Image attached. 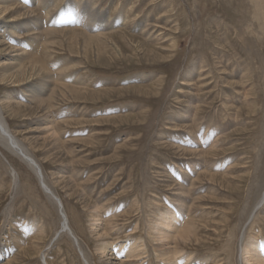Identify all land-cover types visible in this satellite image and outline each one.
Masks as SVG:
<instances>
[{
    "label": "rangeland",
    "instance_id": "374dc122",
    "mask_svg": "<svg viewBox=\"0 0 264 264\" xmlns=\"http://www.w3.org/2000/svg\"><path fill=\"white\" fill-rule=\"evenodd\" d=\"M49 3L53 18L80 7L115 20L53 29L41 6L15 0L0 14V117L75 236L57 234V202L0 134V264H172L176 253V264H253L246 251L264 250V0ZM2 20L21 23L17 40ZM33 36L37 59L28 50L23 73L11 70Z\"/></svg>",
    "mask_w": 264,
    "mask_h": 264
},
{
    "label": "bare ground",
    "instance_id": "6f19581e",
    "mask_svg": "<svg viewBox=\"0 0 264 264\" xmlns=\"http://www.w3.org/2000/svg\"><path fill=\"white\" fill-rule=\"evenodd\" d=\"M12 0H0V14L3 15L4 13L7 12L6 8H4V6L2 7V5L5 4V6H7L6 4L8 2H11ZM15 1H19L22 3V5H24V7H29L30 4H38L39 6H41V8L44 9L45 13H46V25H49L51 26V28L54 26V25H59V24H70L72 22H74L75 24L78 23L82 26H85L87 27V29L89 30H92L94 33L95 31H97V29L99 30H105L108 26L112 27L111 25H114V21L115 20H109L108 18L106 19L105 18V15H101V14H92L90 12H88L87 10H82L80 7H78L77 9V13H75V16L74 17H65L64 15H62V13L59 15V16H56V17H51V11L49 12V8L51 6V4L49 3V0H15ZM51 1V0H50ZM57 1V0H56ZM11 4V3H10ZM87 4V3H86ZM86 8V7H85ZM90 8V7H89ZM14 9V8H13ZM19 9V8H18ZM40 9V8H39ZM15 10V9H14ZM93 11V10H92ZM10 12V11H8ZM12 12V11H11ZM29 13V12H28ZM67 14H74V13H71V9H70V6L67 7ZM5 15V14H4ZM6 16V15H5ZM8 16V15H7ZM26 16V15H25ZM36 16V15H35ZM64 16V17H63ZM1 17V16H0ZM39 18V17H38ZM19 20V19H18ZM126 19H122L121 21H124ZM3 22V25H2V29H3V32L5 34V36H8L10 39L12 40H17L16 38L20 37V27H21V23L20 24H15L13 23V21H5V20H2ZM33 26H31V29L33 30H40L42 29V26H40L42 24V22L40 23L39 20H36V21H33ZM43 25V24H42ZM45 25V24H44ZM45 25V26H46ZM63 27V26H62ZM69 27V26H67ZM7 29V31L5 32V29ZM55 27H53L54 29ZM66 28V27H65ZM84 29V28H83ZM42 31V30H41ZM29 32V31H28ZM31 32V31H30ZM58 32V31H57ZM101 32V31H100ZM54 33V32H53ZM56 33V32H55ZM61 33V32H60ZM33 34V33H31ZM38 34V33H37ZM23 37V36H22ZM29 37V36H28ZM102 37V36H101ZM34 39H37V36L36 37H31L29 38V40H25V41H20L19 40V44H20V53L16 54V55H11L10 56V62L12 64V66L10 65V68L11 70L12 69H15L17 70V72L21 73L22 70H23V61H25V55L26 53L28 52V50H32L34 49V52L32 53V56H34V58H36L38 55H37V51L39 49V45L41 43L40 42H37V41H34ZM49 41V40H48ZM18 43V42H17ZM44 47H46L47 45H49L47 42H44ZM18 46V45H17ZM19 47V46H18ZM47 49V48H46ZM50 49V48H49ZM28 59V58H27ZM32 59V58H31ZM37 59V58H36ZM42 61V60H41ZM41 64V63H40ZM29 65V64H28ZM36 68V67H35ZM45 68V67H44ZM48 69V68H46ZM47 71V70H46ZM50 71V70H49ZM40 71L38 70L37 73H39ZM23 73V72H22ZM50 73V72H49ZM32 74V73H31ZM22 76V75H21ZM39 76V75H37ZM61 76V75H60ZM26 77V76H25ZM47 77V76H46ZM49 77V76H48ZM65 77V76H64ZM76 76L73 75L71 76V78H74L72 81L73 82H77V77L75 78ZM35 78V76H34ZM39 78V77H37ZM16 80V79H15ZM26 80V79H25ZM193 80V79H192ZM42 81V80H41ZM64 81V80H63ZM18 82V81H17ZM29 82V81H28ZM33 82V81H32ZM23 85V84H22ZM32 85V86H31ZM46 85V84H45ZM44 85V86H45ZM49 85V84H48ZM44 86H38V87H33V84H29L27 87H28V91L31 92V93H35V94H39V95H45L47 93V88L44 87ZM71 86V85H70ZM79 86V85H78ZM81 88V87H80ZM49 89V88H48ZM61 89V88H60ZM63 89V88H62ZM64 90V89H63ZM54 91V90H53ZM58 91V90H57ZM56 91V92H57ZM53 96V95H52ZM34 98V97H33ZM57 99V98H56ZM47 123V122H46ZM47 125V124H46ZM51 128V127H50ZM0 134L3 135L7 140H8V144L10 146L11 149L14 150V152H17L19 154V156H22L27 162L28 164L31 165V167H33L37 173V175L39 176L40 180H41V184L44 188V190H46V192H48L54 199H55V202H57V205L59 206V209L61 211V214H62V228L61 230L57 233L58 235L61 233H69L70 235H74L71 227H70V224H69V221H68V217L66 215V213L64 212L63 210V204H62V201L61 199L58 200V197H56L55 194H53V191L51 190V188L45 184V179L43 178V174L41 172L42 169L39 168V165L37 164V162L32 158L30 157V155H28V153L25 152V150H23V147L21 146V144H19V142L16 140V138L11 134V132H9V129L7 128L6 126V123L3 121V119H1L0 117ZM51 139V138H50ZM56 140V139H55ZM215 147V146H214ZM25 161V162H26ZM262 202H264V195L262 197ZM264 204V203H263ZM260 208V206H259ZM258 209V208H257ZM159 219V218H158ZM161 219V218H160ZM173 219H176L175 222L172 221ZM165 221H168V225H177V212L175 214H172L171 216H169L167 219L164 218ZM165 224V223H164ZM154 228V227H153ZM179 230V229H178ZM188 230V229H187ZM179 232V231H178ZM189 232V231H188ZM183 233V232H181ZM191 233V232H190ZM164 234V233H163ZM163 234L161 236H163ZM166 234V233H165ZM59 235V236H60ZM170 235V234H169ZM168 235V236H169ZM72 236V237H73ZM165 236V235H164ZM180 236V235H179ZM183 236V235H182ZM166 237V236H165ZM170 237H174L173 235L170 236ZM76 238V237H75ZM77 239V238H76ZM164 239V238H163ZM76 241V240H75ZM162 241V240H161ZM187 241V240H186ZM79 242V241H78ZM110 242V241H109ZM108 242V243H109ZM163 242V241H162ZM179 242V241H178ZM108 243H104L103 244V250L105 251L106 249H108L107 246ZM136 247L131 245L132 248H138V243H136ZM179 245V244H178ZM144 246V245H143ZM163 247V246H162ZM169 248H172L171 246H168ZM166 246V248H168ZM81 248V247H80ZM134 248V249H135ZM174 248V247H173ZM260 250H259V249ZM134 249H130L129 251L131 250H134ZM144 249V248H143ZM162 249V248H161ZM145 250V249H144ZM169 250V249H168ZM168 250H165V251H168ZM161 251V250H160ZM164 251V249H163ZM145 252V251H144ZM162 252V251H161ZM172 252H175L174 250L173 251H168V254L172 253ZM248 256L246 257V263L248 262H251L252 260H255L253 262V264H264V259H263V256L261 257V253L263 252L264 253V250L261 249L258 245H255L253 248H252V251L251 250H248L246 251ZM257 252H260V253H257ZM146 253V252H145ZM162 253H165V252H162ZM177 254L175 255L174 258H171V255L169 257V262H172V264H176V262L178 261V258H177ZM83 255V253H82ZM85 255V254H84ZM107 255V254H106ZM105 255V256H106ZM166 256V255H164ZM168 256V255H167ZM166 256V257H167ZM46 258V257H45ZM85 258V257H83ZM166 259V258H165ZM89 261V260H88ZM45 262V261H44ZM43 264H48L47 263V260L46 262ZM112 262V261H110Z\"/></svg>",
    "mask_w": 264,
    "mask_h": 264
},
{
    "label": "water",
    "instance_id": "95a60500",
    "mask_svg": "<svg viewBox=\"0 0 264 264\" xmlns=\"http://www.w3.org/2000/svg\"><path fill=\"white\" fill-rule=\"evenodd\" d=\"M74 239L76 240V242H78V240L74 237Z\"/></svg>",
    "mask_w": 264,
    "mask_h": 264
}]
</instances>
